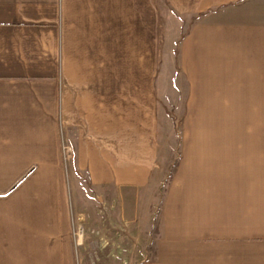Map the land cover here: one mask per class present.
<instances>
[{"label":"crops","instance_id":"crops-1","mask_svg":"<svg viewBox=\"0 0 264 264\" xmlns=\"http://www.w3.org/2000/svg\"><path fill=\"white\" fill-rule=\"evenodd\" d=\"M94 194L157 196L140 264H264V0H0V264H77Z\"/></svg>","mask_w":264,"mask_h":264},{"label":"rangeland","instance_id":"rangeland-1","mask_svg":"<svg viewBox=\"0 0 264 264\" xmlns=\"http://www.w3.org/2000/svg\"><path fill=\"white\" fill-rule=\"evenodd\" d=\"M173 28L174 26L168 30L171 32L166 34L163 43V56L170 61L176 55L173 42L177 36ZM174 120L172 117L169 118V126L162 131L159 165L156 172V177L160 179L158 183H161L159 194L178 159V132L175 123L172 122ZM66 162L69 163L70 160ZM97 195L90 196L88 203H84L82 216L79 218L75 216L73 234L77 264H140L148 259L156 235L159 205L157 196L151 198L149 203L142 201L141 205L142 207L145 205L143 208L147 210L148 216L142 213L143 217H141L145 219L141 224L140 213L122 204L119 215H116L112 208L114 202L103 201V198ZM113 224L116 227H113Z\"/></svg>","mask_w":264,"mask_h":264},{"label":"built area","instance_id":"built-area-1","mask_svg":"<svg viewBox=\"0 0 264 264\" xmlns=\"http://www.w3.org/2000/svg\"><path fill=\"white\" fill-rule=\"evenodd\" d=\"M62 149H63V153L65 155V158L72 155L73 149L68 143H63ZM79 232H81V230H79Z\"/></svg>","mask_w":264,"mask_h":264}]
</instances>
